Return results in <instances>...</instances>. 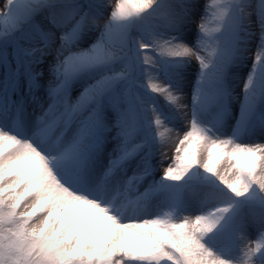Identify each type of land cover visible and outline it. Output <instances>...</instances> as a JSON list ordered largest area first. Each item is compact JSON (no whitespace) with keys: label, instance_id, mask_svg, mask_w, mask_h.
<instances>
[{"label":"snow or ice","instance_id":"6c2138e0","mask_svg":"<svg viewBox=\"0 0 264 264\" xmlns=\"http://www.w3.org/2000/svg\"><path fill=\"white\" fill-rule=\"evenodd\" d=\"M0 264H264V0H4Z\"/></svg>","mask_w":264,"mask_h":264},{"label":"rangeland","instance_id":"374dc122","mask_svg":"<svg viewBox=\"0 0 264 264\" xmlns=\"http://www.w3.org/2000/svg\"><path fill=\"white\" fill-rule=\"evenodd\" d=\"M3 2H4V0H0V7H2V5H3ZM169 155H171V153H169ZM162 169L160 170V172H161V174H162Z\"/></svg>","mask_w":264,"mask_h":264}]
</instances>
